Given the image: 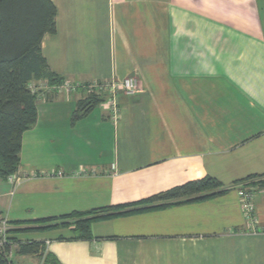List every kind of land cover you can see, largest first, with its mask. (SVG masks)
<instances>
[{
    "label": "crops",
    "instance_id": "0c3cea01",
    "mask_svg": "<svg viewBox=\"0 0 264 264\" xmlns=\"http://www.w3.org/2000/svg\"><path fill=\"white\" fill-rule=\"evenodd\" d=\"M50 1V72L82 84L136 76L142 93L120 94L116 125L106 102L74 121L86 94L44 88L16 180H0V217L33 228L212 177L230 190L96 221L90 240L74 239L73 227L17 237L42 242L58 264H264V235L248 232L234 188L264 179V0ZM256 208L264 226L263 187Z\"/></svg>",
    "mask_w": 264,
    "mask_h": 264
},
{
    "label": "trees",
    "instance_id": "16d2710c",
    "mask_svg": "<svg viewBox=\"0 0 264 264\" xmlns=\"http://www.w3.org/2000/svg\"><path fill=\"white\" fill-rule=\"evenodd\" d=\"M57 15L58 10L50 0H0V180H8L18 173L23 135L37 123L36 105L40 92H33L31 85L46 82L55 86L63 83L61 77L50 72L42 55L44 37L57 31ZM104 102L105 98L101 95H88L78 102L73 120L86 116ZM257 177L262 176L249 177L246 180ZM259 185L264 188V182H259ZM229 190L218 180L207 177L188 182L136 204L74 212L58 218L38 220L34 222L38 227L13 228L9 231L10 244L6 245L0 254V264H14L7 257L12 248L13 254L40 253L44 264H58L46 254L42 242L22 241L17 235L73 227L74 239L90 240L91 228L96 221L205 202L224 195Z\"/></svg>",
    "mask_w": 264,
    "mask_h": 264
},
{
    "label": "built area",
    "instance_id": "2783aa9c",
    "mask_svg": "<svg viewBox=\"0 0 264 264\" xmlns=\"http://www.w3.org/2000/svg\"><path fill=\"white\" fill-rule=\"evenodd\" d=\"M44 89L49 88L51 91L58 93H77L84 92L86 95L98 94L105 97V102L110 111V118L114 124H118L121 118L120 105L118 103V94L123 92L127 96H137L142 93L140 81L136 76H128L122 81H105V82H91L88 84L71 83L65 81L62 84L50 86L48 83L41 85ZM33 92H37V89ZM41 94V93H39ZM10 181L16 180V175L9 178ZM237 189L240 204L244 216V221L249 233L264 235V226L260 224L256 208V197L260 189L257 180H245L234 186ZM10 223L7 219L0 217V254L6 245L10 244ZM13 248L7 255L9 260L13 258ZM10 262V261H9ZM12 264V263H9ZM44 264V258L42 260Z\"/></svg>",
    "mask_w": 264,
    "mask_h": 264
},
{
    "label": "rangeland",
    "instance_id": "374dc122",
    "mask_svg": "<svg viewBox=\"0 0 264 264\" xmlns=\"http://www.w3.org/2000/svg\"><path fill=\"white\" fill-rule=\"evenodd\" d=\"M31 87L34 88V89H37L38 93H39V92H40V93L42 92L41 95H43V93H46V92L48 93V92L51 91V89H50V90H46V92H45L44 89L41 87L40 83H34V84L31 85ZM120 94L126 95V94H124L122 91L119 92V94H118V103H119V96H120ZM87 96H88V95H86V97H87ZM126 96H127V95H126ZM84 99H85V98H84ZM253 180H257L258 183H259V182H264V179L262 180V178H261V179H260V178H255V179H253ZM10 226H11V224H10ZM10 228H11L10 230L13 229L12 226H11ZM20 228H22V227H20ZM25 228H26V227H25ZM38 235L47 237V236H53L54 233L51 232V231H49V232H43V233H41V232H40V233H28V234H26L24 237L31 238V237H35V236H38ZM24 237H23V238H24Z\"/></svg>",
    "mask_w": 264,
    "mask_h": 264
}]
</instances>
